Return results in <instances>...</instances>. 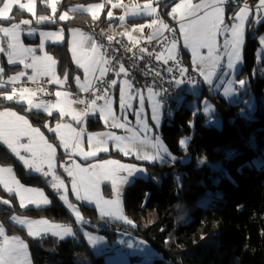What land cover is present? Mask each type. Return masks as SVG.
<instances>
[{
	"label": "trees",
	"instance_id": "1",
	"mask_svg": "<svg viewBox=\"0 0 264 264\" xmlns=\"http://www.w3.org/2000/svg\"><path fill=\"white\" fill-rule=\"evenodd\" d=\"M88 1L97 0H60L58 8L63 10ZM258 2L230 0L226 5L225 19L228 20L232 12L245 3L254 9ZM42 10L46 11L45 8ZM167 10L165 8V12ZM11 16L15 19L0 20V25H10L27 17L20 11H14ZM101 18L93 20L88 14L79 12L62 25L66 30L78 28L87 31L96 23L106 22L104 17ZM251 22L246 27L242 67L237 74L238 81H245L244 99L232 105L202 91L199 99L206 97L214 103L220 128L207 127L205 117L198 108L196 115L182 107L175 110L172 118L164 122L161 138L176 159L148 165L147 179L136 180L126 188L124 206L134 224L131 227L120 226V229L146 242L166 263L264 264V75H260L256 63L258 37L264 33V21L256 27ZM43 27L55 29L57 25H37V29ZM24 41L37 43L35 36L25 37ZM46 49L55 58L60 74L76 71L66 43L48 44ZM179 54L190 65L188 53L179 48ZM261 67H264V60ZM12 70L9 69L10 72ZM6 91L5 88L0 89V110L14 109L33 126L40 128L57 120L56 114L48 117L38 112H26L23 104L5 99ZM249 93L256 102L253 112L245 105ZM96 102L102 105L100 100ZM103 128L97 116L87 118L89 131L97 132ZM183 136L189 138L184 151L179 143ZM226 149L231 155L220 171L200 163L203 154H212L217 150L223 153ZM0 164L12 167L23 184L44 188L51 199L48 208L21 212L14 196L0 191V224L8 235H18L27 242L33 264H104L106 254L94 256L82 239L55 242L44 238L38 242L27 238L25 231L10 220L12 214L23 213L71 224L74 221L43 180L27 176L23 166L1 143ZM243 165H247L244 170L241 169ZM5 199L10 203L5 205L2 202ZM83 210L85 219L93 226L91 231H97L105 235L109 242L112 241L114 230L110 232L108 226L99 223L94 209L83 207ZM101 226L106 229L100 230ZM130 262H141V258L131 257ZM157 262L154 260L153 264Z\"/></svg>",
	"mask_w": 264,
	"mask_h": 264
},
{
	"label": "rangeland",
	"instance_id": "2",
	"mask_svg": "<svg viewBox=\"0 0 264 264\" xmlns=\"http://www.w3.org/2000/svg\"><path fill=\"white\" fill-rule=\"evenodd\" d=\"M22 3H28L29 0H21ZM50 2V0H45V2H42V0H35V7L34 11L36 14V18L39 16H48L51 17V20L44 21L43 23H54L57 25L55 29L51 28H40L37 30V43L31 44V43H25L24 38L27 37L26 35H29V30H36L37 25L41 24L40 22H37V19L34 18L33 14L28 12L27 10L21 11L17 5H13L12 12L14 11H20L27 15V17H23L21 20H29L30 24L20 25V32H19V43L24 48H30L33 49V53L29 54L27 58L24 60V63H14L10 64L8 62V56L7 51L0 52V69H3V73H0V78L3 83L0 85H3L0 88H5V85L11 86L15 89H17V86H19V81H21L23 78H26L29 80L23 81L22 86H27L26 89L28 91L33 92L36 94L37 98L35 100H32L33 104H40L43 102L45 104V101L40 97V83L42 79L48 78L49 84L52 87L53 91V101L54 105L49 109L51 112V115L57 113L58 117L57 120L48 127L46 130L44 128H40L38 126H33L30 121L24 117V115H20L16 110L14 109H5L8 111L16 112L17 115L23 116L26 120H28L29 125H31L33 128H38L40 130V133L44 136V138L53 145L54 148H56L55 158L52 161V170L49 173L47 177H45L42 172H48L49 171V164L47 162L43 163L41 165L42 172H36L33 170H30L25 167L22 161L19 160L18 157H16L9 149L10 153L13 155V157L20 163V165L23 166L25 173L27 176L30 177H40L43 182L45 180H48V184H44L46 187H48L54 194H57V191L52 188L51 183L52 177L57 176L61 181H63V188L61 189L62 192H66L68 196L69 202L73 203L80 211V214L82 216V221L77 222L75 214L71 212L70 209L67 208L65 203L60 200L59 195L57 194V200L62 204L64 209L67 211V213L70 215L71 219L74 221V224H71L70 222H61L52 220L49 218L44 217H31L26 216L23 213H14L11 215L17 216L22 219L27 220H48L50 223H57L61 225L71 226L74 231L73 237H67L63 240H72V239H82L84 240L85 244L89 248V250L92 252L94 256H100L103 254H106L104 258V264H132L130 262L131 257H140L141 262L133 263V264H153L154 260H157L158 262L156 264H169L166 263L161 259H159V255L156 254L150 246L139 239L133 238L129 233L123 231L120 229V226H127L131 227L133 226V220L130 218V216L127 214L124 206V197H125V191L127 186L132 184L136 180H146L148 176L147 172V166L148 165H155V164H162L168 159L171 158V156H168L165 154L164 159L162 161H153L149 162L144 159H137L138 154H153L155 152V149L151 146L155 143V138L159 137L161 143L166 147L164 141L161 138V130L163 127L164 122L167 120L169 121L172 118V115L174 114L175 110L178 108H186L189 109L193 115H196L198 112L197 108L201 111V113L205 117V125L207 127H215L220 128L221 122L215 115V105L210 100H208L206 97H203V99H199L202 95V91L205 90L207 94L211 97H218L225 101H227L229 104L235 105L242 101L244 99L243 97V90L244 86H241L239 81L237 80V74L241 70L242 67V56H243V48L244 44L241 49V57L239 62L233 58L234 68L229 69L227 67L229 57L226 54V52H230L231 49H225L224 44L226 41L231 40V36L228 33H216L213 35L211 39V47L212 52L209 53L208 47H201L199 44L196 43H189V45L185 46V38L181 33V24L187 25L188 21L195 20L197 17H202L206 11H210V9H203L196 13L195 16H189L184 19L181 18L183 9L178 11L176 15V19H173L172 8L175 7L177 3H182L183 0H97V1H88L85 3H77L74 4L67 9L60 10L59 3L60 0H56L55 7L57 8V12L53 14L52 8L46 6V3ZM202 0H190V3L195 5L198 3H201ZM208 2H211V0H208ZM162 3V4H161ZM170 3L169 6H167ZM259 3V2H258ZM257 3V4H258ZM97 4H103L104 7L102 8H95L93 10V13H89L86 11H70V9H77V8H87L92 5ZM112 4H118V7H112ZM146 4H150L153 8L156 9V12L152 15H144L142 10L143 7ZM139 6V11L141 14L139 15H126V12L133 8V6ZM226 5L225 4V12H226ZM244 6V5H243ZM242 6V7H243ZM3 5L0 4V8H2ZM161 7V8H160ZM42 8H45L46 11L42 12ZM165 8H168V10L165 12ZM249 16L248 19L243 21L244 30H245V41H246V27L249 21H252V26L256 27L260 25L264 18L260 17V14L264 15V9H258L257 6L254 9H251L249 7ZM161 10V11H160ZM111 11L113 13L112 18L108 17V12ZM79 12H83L88 14L91 19H93V15H95L97 19H102L101 17H104L106 20L110 21L111 28L109 29V34L111 37L120 36L117 35L116 32H114V21H119L121 24L124 25V29L126 30L125 33H129L130 31L133 32V37L138 38L142 30L144 29H151V35L157 31V29L160 28L159 23L157 25H151V21L153 19H157L158 21H163L164 24H167L168 27H172V29L176 32V54L179 53V48H177V45H181V48H183L188 52L189 59H190V65L185 62L186 66L190 69H192L195 73V75L201 80V86L200 87H187L185 90V95H180L177 99V101L174 104H164L159 100V97L157 95L151 94L150 92H140L139 94H136L133 92V86L135 84V81L131 79L128 74H122V77L127 79L129 84H131V89H127L128 87L125 86V93H126V104H130L131 108H125L124 110H121L120 106V88L122 85L125 84L127 81H122L116 84L117 91L115 95H110L108 93L107 97L104 99H94L95 100V106L92 109H89V105H91L92 101L89 103L88 106L85 105L84 99H77L73 97V93H77L80 95H86L90 91H92L95 84L106 78V74L101 77L100 80H98L96 77L100 76V68H106L107 64L103 63L105 59L101 48H97L95 52L92 50V43L95 41L91 35L90 30H82L78 28H69L65 29L63 28V23L67 21L69 18H71L73 15H76ZM67 13L68 18L64 20H60L59 17L61 14ZM121 15H125V20L121 22L119 20V17ZM147 17L148 20L138 21L135 22V20L140 19L141 17ZM104 19V21H105ZM257 19H259V22H257ZM4 20V19H0ZM20 20V21H21ZM226 20V19H225ZM19 22V21H18ZM16 22V23H18ZM107 22V21H106ZM227 23L231 24L233 21L229 18L226 20ZM13 24V23H12ZM10 25H0V27H10ZM145 26V27H144ZM22 27H25L26 30H22ZM143 30V31H144ZM165 29L161 30V33L156 38H159L164 33ZM40 33H62L63 39H58L55 36L50 37H41ZM83 34L85 37H87V41L83 48H80L77 46V41L80 40V35ZM112 33L114 35H112ZM34 35V36H35ZM34 36H29L27 38H34ZM264 36V33L261 34L258 37V43L259 46L256 51V63L260 72V75H264V67L262 66V62L264 60V46L260 44V37ZM8 37L4 36L2 32H0V48H3L4 46L7 48L8 44ZM43 41V50H41L40 45ZM96 42V41H95ZM140 42V39L137 41V44ZM66 43L68 46V50L71 56V62L73 64L75 72L68 73L65 71L64 73L60 74L57 69V62L54 66L51 65L50 61H47L44 59L45 56H51L53 60L55 58L48 53L47 46L48 44H63ZM97 43V42H96ZM98 44V43H97ZM99 45V44H98ZM183 45V46H182ZM171 45L164 48V51H167L168 48H170ZM168 52V51H167ZM36 56L37 58L41 55L42 58L39 59V63L37 65V68L39 71H36L33 73L35 74V80L29 79V74L27 72H30V68H25L24 64H26V61L28 58L31 62L32 56ZM212 56L217 62L213 64L211 60L208 59L209 56ZM75 56V60H74ZM99 57L101 60L100 64L95 65L96 68L95 72L89 71L87 80L85 79V71L84 68L79 67L77 61L80 63H84L87 65L89 62L90 57ZM4 58V60L2 59ZM202 58H204L202 60ZM56 61V60H55ZM195 61V63H194ZM45 66H50L51 70L48 71L47 74H44L45 72ZM9 69H13L11 72ZM20 72H23L24 75L20 76L19 80H17L14 83H8V78L18 75ZM209 72L212 73V75H208ZM203 73V74H202ZM27 74V77H26ZM65 74H67V79H65ZM32 75V76H33ZM31 76V77H32ZM76 77H80L79 84L76 82ZM205 77L208 78V80L211 81V83L207 82ZM41 80V81H40ZM57 80L60 82L58 83ZM116 80V79H114ZM40 81V82H39ZM117 81V80H116ZM231 81V83H229ZM127 82V83H128ZM39 83V84H38ZM75 86V88H73ZM25 89V88H23ZM231 89L230 93L226 94L225 90ZM56 92H60L61 96L57 97ZM67 92L68 96L66 97L64 93ZM55 94V95H54ZM104 94L101 95L103 97ZM55 97V98H54ZM143 98V104H141L140 100ZM15 99V98H14ZM19 103H21V98H16ZM100 100L102 105L105 106L106 100H110V111L111 114L109 115L108 112H105V118H101V114L99 107L102 105L97 104L96 101ZM77 101V102H73ZM78 101H84V103H79ZM27 108L25 106V110L27 112H40V109L31 107L28 103ZM159 105L158 109V123L157 121L153 120V108L156 105ZM245 105L247 109L250 112H253L256 107V102L251 93L248 94ZM210 106V112L205 113V108ZM103 108V107H102ZM33 109V110H32ZM4 110V111H5ZM43 110V109H42ZM49 111H44L45 114L49 115ZM55 112V113H54ZM139 112V116H137L135 113ZM85 113H87L85 115ZM56 114V116H57ZM50 115V116H51ZM96 115L99 116V119L103 123L104 128L94 132L89 131L87 129V118H94ZM116 117V121L120 124H123V127H114L113 126V119L112 117ZM127 117V119H125ZM77 118H79L80 122H77ZM211 118V119H210ZM3 119L7 120L8 117H4ZM193 123V119L190 122V124ZM146 126V127H145ZM49 128L53 129V131H49ZM74 130V131H73ZM79 133L80 135L78 138L76 137V134ZM101 134H103L101 136ZM112 135L115 137L122 138L120 141H115L112 139H108V136ZM100 137L101 139L107 140V143L105 147L107 150H97V141L93 140L91 145L89 144V137ZM186 136H183L181 139L185 138ZM61 139L67 143L68 147L65 148L61 144ZM180 139V140H181ZM142 141H144L142 143ZM189 141V139H188ZM21 143H27L28 138L23 137L20 141ZM41 142L37 139V145L39 146ZM188 143V142H187ZM124 148L127 150V154L125 151H122L121 149ZM167 148V147H166ZM181 150H185L186 148L181 147ZM168 150V148H167ZM89 151H95L96 155L89 157L87 159H84L83 153H87ZM168 153H170L168 151ZM21 155H24L31 159L30 153H25L23 150H21ZM230 150L226 149L223 153H221L219 150L213 152L212 154H203L200 157V161H204L206 165H208L210 168H212L214 171L218 172L220 171L223 163L229 159L230 157ZM61 156V157H60ZM112 160V161H118L120 164L123 165H133L137 168H143L145 169V172L139 173L136 172L133 174L132 177H129L130 183H125L122 185H118V191H119V206L118 210L119 213L123 215L124 219H118L115 216H103L101 213L102 211H112L114 209L110 208L107 205L103 204L104 200H112L116 199V194L113 192L112 189V183L109 180H102L97 188L96 195L92 197V202L89 203L86 200H77L76 194L72 191V181L75 177L77 180V184L79 185V179L81 176L87 175L86 173H82L80 169L82 168H88L89 172H92L93 169L90 167L91 165H103L105 169L114 167L113 165H107L105 164V161ZM0 167H10V166H4L0 164ZM12 168V167H11ZM247 165H243L241 169H246ZM13 169V168H12ZM70 170L73 173V176L68 175V171ZM95 171H99V168L95 169ZM13 175L16 177V179L20 182V184L25 188H32L36 189L38 191L44 192L45 197L49 199V204L44 205L40 204L38 207L36 204H27L26 207L21 208L20 207V200L15 195V193H12L17 201L18 208L21 212L27 211V209H42V208H48L51 205V199L47 194V191H45L44 188L37 185H26L23 184L18 177L16 176L14 170ZM119 176H127L126 172H119L117 174V178ZM0 191H3L7 195L9 193L4 190L3 186L0 185ZM80 195H84V191L80 190ZM83 207L92 208L96 212V217L99 220V223L105 224L108 226L110 232L114 230L115 236L113 237L112 241H108V238L105 235H102L98 233L97 231H91V228L93 227L91 224H89L88 220L85 219L84 210ZM10 217V220L12 221ZM125 220L131 221V223L125 222ZM13 223V222H12ZM18 228H21L25 231L27 238L36 240L40 242L44 238H51L52 241L60 242L63 241L58 236L52 235L51 233H48L41 238H33L28 235V229L27 227L21 226L19 224L13 223ZM1 225V224H0ZM116 225V226H114ZM97 227V225H96ZM105 226H101L100 230H105ZM96 230V229H95ZM85 233L88 235L94 236L98 238V243L95 245H92L89 243L87 237L85 236ZM5 236L11 238L13 235L10 236L6 233H4ZM113 235V234H112ZM2 240H4L3 236H0ZM21 240H23L21 237H19ZM25 244L27 242L23 240ZM1 242V241H0ZM1 244V243H0ZM3 245V242L2 244ZM131 245V246H129ZM28 258L31 261V257L29 254V251L27 249ZM31 264L32 261H31ZM84 264V262H82Z\"/></svg>",
	"mask_w": 264,
	"mask_h": 264
},
{
	"label": "snow or ice",
	"instance_id": "3",
	"mask_svg": "<svg viewBox=\"0 0 264 264\" xmlns=\"http://www.w3.org/2000/svg\"><path fill=\"white\" fill-rule=\"evenodd\" d=\"M42 2H45V0H42ZM230 0H211V2H208V0H202L201 3L198 4H191L190 0H183L182 3H177L175 7L172 8V15L173 19H176V13L183 9L181 18L184 19L189 16H195L197 12L203 10V9H210V11H206L202 17H197L195 20L188 21L187 25L181 24V33L185 38V46L187 47L189 43H196L199 44L201 47H208L209 53L212 52L211 47V39L214 34L216 33H228L231 36L230 41H226L224 44V48L231 49L230 52H226V54L229 57L228 65L227 67L229 69L234 68L233 58L237 62H239L241 57V49L245 42V30L243 21L248 19L249 16V6L247 3L243 7H238L237 10L233 11L231 16L229 17L233 23L229 24L225 20V4L229 3ZM238 2V0H237ZM56 0H50V2L46 3V6L52 8L53 14L57 12V8L55 7ZM0 4L3 5L2 8H0V19L4 20H11L15 19L14 16H10L9 13L12 12L13 5H17L18 8L21 11L27 10L28 12L32 13L34 18H36V14L34 11L35 7V0H29L28 3H22L21 0H0ZM118 4H112V7H118ZM104 7L103 4H97L92 5L87 8H77V9H70V11H86L89 13H93V10L95 8H102ZM258 9H264V0H259V3L257 5ZM144 15H152L156 12V9L153 8L150 4H146L143 7L142 10ZM141 14L139 11V6H133V8L129 9L126 12V15H139ZM113 13L111 11L108 12V17L112 18ZM68 15L67 13L61 14L59 19L64 20L67 19ZM97 17L93 15V19H96ZM37 19V22H44L47 20H51V17L48 16H39ZM119 20L123 22L125 20V15H121L119 17ZM257 22H259V19H257ZM159 23L160 28L157 29L156 32H154L152 35H149L147 39L149 41L154 40L157 36L160 35L162 29H168L169 31H172V29L168 28L167 24H164L163 21H158L157 19H153L151 21V25H157ZM28 25L30 24L29 20H21L18 23L11 24L10 27H0V32L3 33L4 36L8 37V44H7V56H8V62L10 64L14 63H24V60L27 58V56L31 53H33V49L30 48H24L19 43V32H20V25ZM143 27V26H142ZM142 30V28H141ZM29 35L34 34V30H29ZM41 37H50L55 36L58 39H63L62 33H40ZM80 35V40L77 41V46L80 48H83L87 37H85L82 33ZM108 39L111 41L112 37H108ZM260 44L264 46V36L260 37ZM43 41L41 42L40 48L43 50ZM92 50L95 52L97 48L103 49L104 46L102 44H97L95 41L92 43ZM176 42L173 41L171 44V47L167 49L168 51V59L177 60L176 56ZM5 51L3 48H0V52ZM106 51V50H105ZM141 52H145V49H140ZM149 55H152V53H149ZM157 60L161 59V55L157 54L155 56ZM45 60L50 61L51 65L54 66L56 61L52 59L51 56H45ZM74 56V60H75ZM204 58H202L203 60ZM209 60L213 64H215L217 61L212 58L210 55L208 57ZM165 63L168 62L167 59L164 60ZM39 63V59L36 56H32V63L31 64H24L25 68H32L34 70V73L36 72L37 65ZM79 67L84 68L85 71V79L87 80V76L89 71L95 72L96 68L94 67L97 64L101 63V60L99 57L93 56L89 58V62L86 64L80 63L77 61ZM103 63L105 64H111V60H104ZM195 63V61H194ZM179 62L177 61V66ZM51 70L50 66H45V72L44 74H47L48 71ZM114 70V69H113ZM108 69L106 68H100V76L96 77L98 80L103 77ZM115 71V70H114ZM169 72H171V68L168 69ZM186 71L185 69H181V72L183 73ZM0 73H3V69H0ZM121 73L127 75V71L123 65H120L119 70L115 71V75L119 76ZM203 74V73H202ZM24 73L20 72L18 75L9 77L8 83H14L17 80H19L20 76H23ZM156 75H159V73H156ZM209 76L212 75L211 72L208 74ZM35 74L32 77H29V79L35 80ZM65 79H67V74H65ZM207 82L211 83L210 80H208L207 77H205ZM59 83L60 81L57 80ZM76 82L79 84L80 77H76ZM103 83V81L101 80ZM176 83H180V81H176ZM231 83V81L229 82ZM240 85L243 86L245 84L244 80L239 81ZM117 84L116 80H111L109 83V86H115ZM3 85H0L2 87ZM125 86L128 88H131V84L125 82L124 85L120 88V106L121 110H124L125 108H131L132 106L130 104H126V93H125ZM231 89H226L225 93H230ZM28 92V89H22L21 90V99H23V93ZM150 95L153 94L152 90L149 89ZM17 94V90L15 88L12 89V94L5 95V99L11 101L14 99V97ZM32 95H35V93H32ZM64 95L67 97L68 93L65 92ZM108 93L107 90L104 91V96H97L96 99H104L107 97ZM154 95H160V93H154ZM56 96H61L60 92H56ZM19 102V101H18ZM77 102V101H73ZM79 103H84V101H78ZM141 104H143V98L140 100ZM27 103L37 109H43L44 111H49L52 105L51 103L44 104L41 102L40 104H33L32 100H28ZM110 100H106L105 106L101 109H99L101 118H105V112L107 111L108 114H111L110 111ZM95 106V100L92 101L91 105H89V109L94 108ZM158 109L159 105L157 104L153 108V120L157 121L158 123ZM210 106L205 108V113L210 112ZM87 113H85L86 115ZM137 116H139V112L135 113ZM49 115H51V112L49 111ZM4 117H8L7 120L3 119ZM114 123V127H123V124H120L116 121V117H112ZM127 119V117H125ZM211 119V118H210ZM77 122L79 123L80 120L77 118ZM47 127V125H45ZM146 127V126H145ZM49 131H53V129L49 128ZM74 131V130H73ZM80 134L77 133L76 137L78 138ZM103 134H101L102 136ZM23 137L28 138L27 143H21V139ZM37 139L41 142L39 146L37 145ZM108 139H112L115 141H120L122 138L115 137L112 135L108 136ZM188 137H185L180 140L181 147L186 148ZM97 141V150H107L105 147L107 140L101 139L100 137H89V144L91 145L92 141ZM0 142H2L4 145L7 146V148L16 156L19 158L20 161L23 162L26 168L36 171V172H42L41 165L45 162L49 164V171L48 172H42V174L47 177L49 173L52 170V161L55 158L56 148L53 147L51 143H49L44 136L40 133V130L38 128H33L31 125H29L28 120H26L23 116L17 115L16 112L5 110L4 112H0ZM144 141H142L143 143ZM61 144L67 148L68 145L65 143L63 139H61ZM155 152L153 154H138L137 159H144L149 162L153 161H162L164 159L165 154L168 156H171L170 153H168L167 148L161 143L160 138H155V143L151 145ZM21 150L25 153L31 154V159L28 157L21 155ZM122 151H125L127 154V150L122 148ZM95 151H89L87 153H83L84 159H87L89 157L95 156ZM171 159L174 161L176 158L174 156H171ZM200 163H204V161H200ZM105 164L107 165H113L114 167L105 169L103 165H91L90 167L93 169L92 172H89L88 168H82L80 171L82 173H86L87 175L81 176L79 179V185L77 184V180L74 177L72 181V191L76 194L77 200H86L89 203L92 202V197L96 195L97 188L99 183L102 180H109L112 183V189L113 192L116 194V199L112 200H104L103 204L109 206L110 208L114 209L112 211H102L103 216H115L118 219H124L123 215L119 213L118 206H119V191H118V185H122L125 183H130L129 177H132L134 173L139 172L143 173L145 172V169L143 168H137L133 165H123L120 164L118 161H112L108 160L105 161ZM99 168V171H95V169ZM68 171L69 176H73V173L70 170ZM119 172H126L127 176H119L117 178V174ZM179 181V177L177 178ZM52 183L51 186L57 191V194L59 195V198L61 201L65 203L68 209L71 210L72 213L75 214L76 221L79 223L82 221V216L80 214L79 209L68 200V196L66 192H62L61 189L63 188V181L59 179L57 176L52 177ZM0 185L3 186L4 190L7 191L10 195L12 193H15V195L20 200V207L24 208L27 204H36L38 207L40 204L47 205L49 204V199L45 197L44 192L38 191L36 189L32 188H25L23 187L20 182L16 179V177L13 175V169L11 167H0ZM84 191V195H80V190ZM5 205L9 204L10 202L8 200L2 201ZM12 222L19 224L21 226L27 227L28 229V235L33 238H41L48 233H51L52 235L58 236L60 239H65L67 237H73L74 231L71 226L61 225L57 223H50L48 220H27L22 219L17 216L11 217ZM127 223H131V221L125 220ZM5 228L3 225H0V236L4 237L3 245H0V264H31V261L28 258V245L24 243L23 240H21L17 236H13L11 238L4 235ZM85 236L87 237L90 244L95 245L98 243V238L88 235L85 233ZM131 246V245H129Z\"/></svg>",
	"mask_w": 264,
	"mask_h": 264
},
{
	"label": "built area",
	"instance_id": "4",
	"mask_svg": "<svg viewBox=\"0 0 264 264\" xmlns=\"http://www.w3.org/2000/svg\"><path fill=\"white\" fill-rule=\"evenodd\" d=\"M111 23H96L90 28L91 37L98 43L104 46L102 50L106 60H111V64H107V75L102 81H98L93 87L92 91L86 95L73 93L74 98L84 99L85 105L88 106L91 101L96 99L97 96L107 93L114 95L117 91V86H109L111 80L115 75V71L119 70L120 65H123L128 73V76L135 81L133 92H147L149 89L153 93H160L157 95L159 100L164 104L169 102H176L180 95H185L187 87H200L201 80L195 75L194 71L188 68L183 61L181 55L176 54L177 60L168 59V52L164 48L176 42V32L172 27L169 31L165 29L162 36L149 41L147 37L151 35V29H146L141 35L140 42L131 44L123 38L115 37L111 41L108 37ZM6 51L7 48L4 46ZM140 49H145L141 52ZM106 50V51H105ZM4 51V52H5ZM152 53V55H149ZM161 55V59L157 60L155 56ZM168 62L165 63L164 60ZM177 61L179 62L177 66ZM28 64H31L27 60ZM171 68V72L168 69ZM115 71H114V70ZM181 69H185L183 73ZM159 73V75H156ZM180 81V83H176ZM40 97L45 101V104L53 103V91L49 84V79H42L40 83ZM173 103V104H174ZM48 184V180L43 182ZM57 195V194H56Z\"/></svg>",
	"mask_w": 264,
	"mask_h": 264
},
{
	"label": "crops",
	"instance_id": "5",
	"mask_svg": "<svg viewBox=\"0 0 264 264\" xmlns=\"http://www.w3.org/2000/svg\"><path fill=\"white\" fill-rule=\"evenodd\" d=\"M258 5V4H257ZM256 5V6H257ZM161 8V7H160ZM161 11V10H160ZM260 17H262V18H264V15H262V14H260ZM144 20H148V18L147 17H141L140 19H137V20H135V22H138V21H143L144 22ZM105 21H107V22H109L110 23V21H108V20H106L105 19ZM41 24L43 23V22H40ZM124 25L125 24H121V23H119V21L117 20V21H114V32H116V34L117 35H120V36H116V35H114L113 33H112V35H114L115 37H119V38H123V39H125V41H127V42H129V43H131V44H136L137 45V41L141 38V35H142V33L144 32L143 30H141V33H140V35H139V37L138 38H134L133 37V32L132 31H130L129 33H125L126 32V30L124 29ZM145 27V26H144ZM143 28V27H142ZM22 30H26V28L25 27H22ZM37 30L38 29H36L35 31H34V34H32V35H26L27 37H29V36H34L36 33H37ZM146 30V29H145ZM35 37H37V35H35ZM171 45V44H170ZM169 45V46H170ZM168 46V47H169ZM183 46V45H182ZM177 48H181V45H177ZM186 53H188L185 49H184V46H183V48H182ZM179 51V50H178ZM39 59L40 58H42V56L40 55L39 57H38ZM30 58H28L27 60H29ZM31 63H32V59H31ZM31 70H30V72H27L28 73V75L29 74H31L32 73V75H33V73H34V70L32 69V68H30ZM36 71H39V69L37 68L36 69ZM122 74L123 73H121L119 76H117V75H114V77H113V80L114 79H116L117 80V83H119L120 84V82H122V81H127L128 82V80L127 79H125V78H123L122 77ZM32 75H29L30 77L32 76ZM26 77H27V74H26ZM25 80H27L28 82H29V80L28 79H26V78H23L21 81H19V86H17V94H16V96L14 97L15 99H13V101H15V102H17V103H19L17 100H16V98L18 97V98H21V90L23 89V88H27V86H22V84H23V81H25ZM41 81V80H40ZM39 81V82H40ZM1 83H3L2 82V80H1V78H0V84ZM129 83V82H128ZM39 84V83H38ZM6 87H5V89H7V95H10V94H12V89H13V87H11V86H8V85H5ZM53 87V86H52ZM54 88V87H53ZM73 88H75V86H73ZM0 89H4V88H0ZM127 89H131V88H126V90ZM32 93L33 92H30V91H28V92H25V93H23V99H21L22 101H21V103H19V104H23V106L25 107L26 106V108H27V101L28 100H35L36 98H37V96H36V94L35 95H32ZM40 95V94H39ZM55 95V94H54ZM115 96H117V94L115 95ZM55 98V97H54ZM52 104H54V101H53V103ZM102 107H104L103 105L101 106V107H99V108H102ZM34 109V108H33ZM32 109V110H33ZM26 111V110H25ZM0 112H4V110H0ZM27 112V111H26ZM37 113V112H36ZM38 113H42V114H45V112H43V110L42 109H40V112H38ZM55 113V112H54ZM55 114H57V113H55ZM46 116H48V117H51L50 115H47V114H45ZM98 118H99V116L98 115H96ZM57 117H58V114H57ZM59 118V117H58ZM53 125V124H52ZM51 126V125H50ZM1 144H3L2 142H0ZM4 145V144H3ZM4 146H6V145H4ZM7 147V146H6ZM0 243L2 244V242H3V240L1 239V237H0ZM0 244V245H1Z\"/></svg>",
	"mask_w": 264,
	"mask_h": 264
},
{
	"label": "water",
	"instance_id": "6",
	"mask_svg": "<svg viewBox=\"0 0 264 264\" xmlns=\"http://www.w3.org/2000/svg\"><path fill=\"white\" fill-rule=\"evenodd\" d=\"M45 125H47V127L45 126ZM45 125H44V129L46 130V128L48 129V127H50V124L47 122V123H45Z\"/></svg>",
	"mask_w": 264,
	"mask_h": 264
},
{
	"label": "bare ground",
	"instance_id": "7",
	"mask_svg": "<svg viewBox=\"0 0 264 264\" xmlns=\"http://www.w3.org/2000/svg\"><path fill=\"white\" fill-rule=\"evenodd\" d=\"M88 30H90V28L88 29ZM111 36V35H110ZM112 38H115V37H112ZM103 53V52H102ZM26 64H28V62H26Z\"/></svg>",
	"mask_w": 264,
	"mask_h": 264
}]
</instances>
